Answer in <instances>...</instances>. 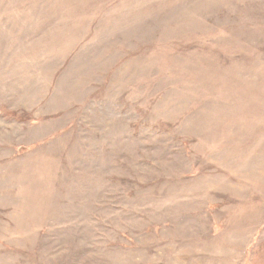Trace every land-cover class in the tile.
Instances as JSON below:
<instances>
[{
    "label": "rangeland",
    "instance_id": "1",
    "mask_svg": "<svg viewBox=\"0 0 264 264\" xmlns=\"http://www.w3.org/2000/svg\"><path fill=\"white\" fill-rule=\"evenodd\" d=\"M0 264H264V0H0Z\"/></svg>",
    "mask_w": 264,
    "mask_h": 264
}]
</instances>
